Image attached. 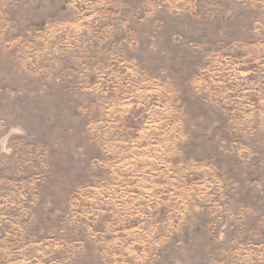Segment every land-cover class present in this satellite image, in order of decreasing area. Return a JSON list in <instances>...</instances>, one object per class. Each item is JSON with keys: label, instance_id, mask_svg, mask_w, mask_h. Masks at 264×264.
I'll list each match as a JSON object with an SVG mask.
<instances>
[{"label": "rangeland", "instance_id": "rangeland-1", "mask_svg": "<svg viewBox=\"0 0 264 264\" xmlns=\"http://www.w3.org/2000/svg\"><path fill=\"white\" fill-rule=\"evenodd\" d=\"M0 264H264V0H0Z\"/></svg>", "mask_w": 264, "mask_h": 264}]
</instances>
